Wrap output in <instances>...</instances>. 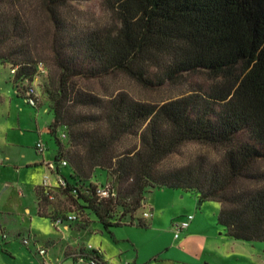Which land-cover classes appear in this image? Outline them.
<instances>
[{
  "label": "trees",
  "instance_id": "trees-1",
  "mask_svg": "<svg viewBox=\"0 0 264 264\" xmlns=\"http://www.w3.org/2000/svg\"><path fill=\"white\" fill-rule=\"evenodd\" d=\"M73 1L0 0V61L16 68L17 84L34 80L44 60L36 26L43 14L59 69L49 131L55 160L69 159L64 190L77 213L92 212L108 231L147 227L142 217L115 220L117 207L133 213L150 188L182 189L220 204L217 220L228 236L264 242V0H100L110 17L93 24L74 21ZM120 74L146 89L187 88L145 101L123 88L99 93L83 84ZM195 75L208 84H189ZM190 143L217 155L165 166ZM98 169L113 176L116 197L97 195ZM36 194L39 215L54 222L47 191L39 185Z\"/></svg>",
  "mask_w": 264,
  "mask_h": 264
},
{
  "label": "rangeland",
  "instance_id": "rangeland-1",
  "mask_svg": "<svg viewBox=\"0 0 264 264\" xmlns=\"http://www.w3.org/2000/svg\"><path fill=\"white\" fill-rule=\"evenodd\" d=\"M67 10L77 23H104L110 17L100 0H75ZM36 26L42 31L39 51L44 60L39 64L46 70L45 76L37 82L41 94L39 106L48 107L49 112L43 107L39 115H36L37 110L27 104L25 99L17 93L15 74L11 71L12 64L0 61V214L5 222H8L9 230L6 233L11 242L8 246H14L17 256L21 255L19 254L21 249L27 250L23 240L30 238V214H26L24 208L29 207L32 217H37L38 197L34 187L40 178L38 168H27L24 165L25 162L36 159L37 153L31 144L34 138L32 134L21 132V130L31 129L38 122L41 127H45L43 139L48 145L47 156L50 161L55 159L58 149L55 138L48 133V128L54 120V113L51 110L53 105L51 92L54 91L59 69L53 63L49 43L51 25L43 14L38 17ZM18 82L21 85V81ZM190 83L198 86L206 85L208 81L203 75H195L189 79ZM83 84L99 93L115 87L123 88L133 97L145 101L164 100L187 88L180 85L159 90L146 89L123 74L104 81ZM69 147V140H65L64 149L68 150ZM206 152L211 156L217 155L213 149L199 144H187L170 157L165 166L188 163L199 153ZM66 158L68 159L67 156ZM63 170L67 175L71 173L69 167H64ZM55 176V174L51 175L53 179ZM94 180L107 183L113 181V176L98 169L94 174ZM41 183L42 178L39 184ZM6 185L8 187L4 190ZM149 190L152 192L146 195H148L149 204L155 207V218L147 221L149 224L147 227L122 225L108 231L95 214L82 209H80L81 217L86 224L72 225H75V228L90 226L88 230L80 231L86 245L90 233H99L112 245L118 242L117 248L124 250L130 264H136L134 259L137 257V252L141 264H264V242H248L228 236L223 227L218 224L217 217L220 210L218 202L204 201L200 205V199L194 192L182 189L150 188ZM51 194L53 198L46 209V215L59 217L73 211L71 198L62 186L54 185ZM148 208V205H145L131 213L125 212L124 207L119 205L115 212V220L123 224H130V222L135 224L142 216V212ZM189 214L195 216L191 228L182 232L180 238L175 239L172 222L181 220Z\"/></svg>",
  "mask_w": 264,
  "mask_h": 264
},
{
  "label": "crops",
  "instance_id": "crops-1",
  "mask_svg": "<svg viewBox=\"0 0 264 264\" xmlns=\"http://www.w3.org/2000/svg\"><path fill=\"white\" fill-rule=\"evenodd\" d=\"M43 107L45 108V111L48 110L49 112L50 109L48 107L45 106L34 107L37 110L36 115H39L40 113L39 111ZM44 128L45 127H41L40 124L37 122L33 125L31 129L21 130V132L22 131H24V133L27 132L28 134H32V136L34 137L31 144L33 145V148L37 153L36 159L25 162L24 165H26L27 168H33V167L38 168L40 171L39 181L34 187L35 194H36V188L39 185H41L39 184L41 178H43V175L48 171L46 167V163L50 161V159L47 156L48 145L47 143H45L43 139L45 132ZM48 133L50 136H52L49 131V128H48ZM39 140H42L46 146V150L43 153H39L36 149V143ZM56 154H57V150L55 156ZM18 172L20 171L18 170ZM60 172L64 176L68 177V175L63 170V168L60 170ZM7 187L8 185L5 186L4 190ZM195 194L197 195V197H199L198 193ZM146 205H148V207L153 212L152 218H155V212H154L155 207L149 204V199ZM24 211L26 214H30L31 225H29V232H30L31 242L29 245L24 244L27 247V250L21 249L19 251V254L21 255H18L19 256L18 258L17 254L15 253L14 246L12 245L8 246L11 243L8 240V238L3 239L2 235H0V241H1L0 264H82L76 259L75 255L80 251L84 250L83 248L89 244L94 247H100L103 251V258L106 261L112 262L113 264L131 263L129 259L125 257L124 250L117 248L116 245H119L118 242H116L115 245H112L111 243H108L109 241L106 242L102 237V235H100L99 233L97 234L90 233L89 238H87L86 240L88 241L86 245V242L82 239L81 236L82 232L80 231L88 230L90 226H86V227L80 226L79 228H75V225H72L71 227L57 226L54 224L51 218L40 216L38 213L39 200H37V205H36L37 217H32L31 215L32 211L29 207H25ZM0 225L2 230H4L5 232L9 230L8 222H5L4 217L1 214H0ZM191 226L189 228H191ZM38 246H43L47 248L48 251L45 256H40L36 252ZM58 248H60V250ZM134 261L136 264H141V261L139 260L138 252H137V257H135Z\"/></svg>",
  "mask_w": 264,
  "mask_h": 264
},
{
  "label": "built area",
  "instance_id": "built-area-1",
  "mask_svg": "<svg viewBox=\"0 0 264 264\" xmlns=\"http://www.w3.org/2000/svg\"><path fill=\"white\" fill-rule=\"evenodd\" d=\"M12 73H16V68H13ZM46 70L41 64L38 65V72L33 81H21V85L17 84V89L21 90L24 93V99L32 107H37L40 104L41 94L38 89V80L45 76ZM60 138L65 140L68 138L67 132L63 129L60 131ZM36 149L39 153H43L46 150V146L42 140H39L36 143ZM68 160L61 158L60 160L48 161L46 167L48 171L43 175L42 178V187L47 191L49 198H53L51 194L52 187L54 185H60L63 188L67 186L66 177L60 172L64 167H68ZM52 174H55V178L51 177ZM96 193L100 198H114L117 195V189L113 182L107 183H96ZM153 216V212L150 208L142 212V218L146 221L150 220ZM195 216L189 214L181 220H176L172 222V230L176 239L180 238V234L185 230L189 229L191 223L193 222ZM82 220V217L77 213L76 207L73 205V211L69 212L65 216H59L54 220V224L57 226L71 227L72 224L78 223ZM0 235L3 239H7V233L2 230L0 225ZM31 238H25L23 243L29 245ZM84 250L80 251L75 255L76 259L82 264H113L112 262L106 261L103 258V251L100 247H94L92 245H87L83 248ZM47 248L43 246H38L36 252L40 256H45L47 254Z\"/></svg>",
  "mask_w": 264,
  "mask_h": 264
},
{
  "label": "water",
  "instance_id": "water-1",
  "mask_svg": "<svg viewBox=\"0 0 264 264\" xmlns=\"http://www.w3.org/2000/svg\"><path fill=\"white\" fill-rule=\"evenodd\" d=\"M147 201H148V199L145 200V202H147ZM202 203H203V202L201 201L200 204H202Z\"/></svg>",
  "mask_w": 264,
  "mask_h": 264
}]
</instances>
